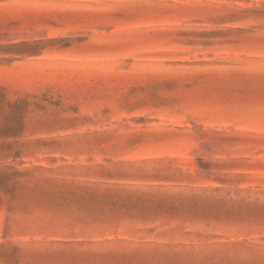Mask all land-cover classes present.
I'll return each instance as SVG.
<instances>
[{
  "label": "rangeland",
  "instance_id": "obj_1",
  "mask_svg": "<svg viewBox=\"0 0 264 264\" xmlns=\"http://www.w3.org/2000/svg\"><path fill=\"white\" fill-rule=\"evenodd\" d=\"M0 264H264V0H0Z\"/></svg>",
  "mask_w": 264,
  "mask_h": 264
}]
</instances>
